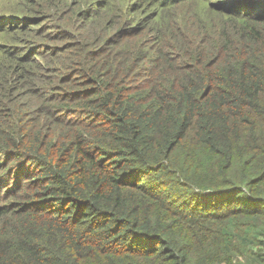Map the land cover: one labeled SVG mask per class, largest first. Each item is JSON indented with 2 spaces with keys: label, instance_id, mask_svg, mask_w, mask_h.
<instances>
[{
  "label": "trees",
  "instance_id": "16d2710c",
  "mask_svg": "<svg viewBox=\"0 0 264 264\" xmlns=\"http://www.w3.org/2000/svg\"><path fill=\"white\" fill-rule=\"evenodd\" d=\"M218 1L0 15V264H264V0Z\"/></svg>",
  "mask_w": 264,
  "mask_h": 264
},
{
  "label": "rangeland",
  "instance_id": "374dc122",
  "mask_svg": "<svg viewBox=\"0 0 264 264\" xmlns=\"http://www.w3.org/2000/svg\"><path fill=\"white\" fill-rule=\"evenodd\" d=\"M217 3V0H212ZM227 0H219L218 2L220 4H225ZM19 0H0V15L3 14H9L11 11H9V7H11L13 4L18 3ZM204 197V196H203ZM219 264H224L223 261H221Z\"/></svg>",
  "mask_w": 264,
  "mask_h": 264
}]
</instances>
